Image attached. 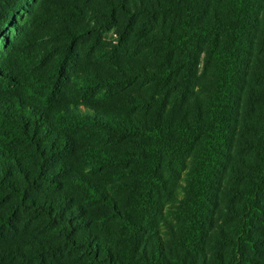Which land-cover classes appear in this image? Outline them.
Listing matches in <instances>:
<instances>
[{"label":"trees","instance_id":"obj_1","mask_svg":"<svg viewBox=\"0 0 264 264\" xmlns=\"http://www.w3.org/2000/svg\"><path fill=\"white\" fill-rule=\"evenodd\" d=\"M0 264H264V0H0Z\"/></svg>","mask_w":264,"mask_h":264}]
</instances>
